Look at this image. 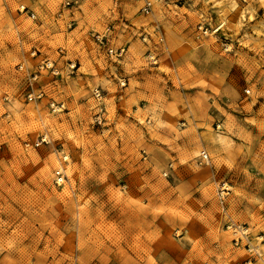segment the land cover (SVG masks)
I'll return each mask as SVG.
<instances>
[{"label":"rangeland","instance_id":"1","mask_svg":"<svg viewBox=\"0 0 264 264\" xmlns=\"http://www.w3.org/2000/svg\"><path fill=\"white\" fill-rule=\"evenodd\" d=\"M141 6L0 0V264H264V0H153L148 15ZM167 30L205 58L182 65L173 54L153 69ZM42 59L59 76L39 77L44 98L29 102ZM167 82L174 98L211 92L221 112L200 99L163 112Z\"/></svg>","mask_w":264,"mask_h":264},{"label":"crops","instance_id":"2","mask_svg":"<svg viewBox=\"0 0 264 264\" xmlns=\"http://www.w3.org/2000/svg\"><path fill=\"white\" fill-rule=\"evenodd\" d=\"M163 35L166 36L165 40L167 42L165 48L162 50V48L160 47L161 51L157 52L156 56H157V62H158V67H154L153 69H158L159 65L162 64L163 62L173 59V54H177V56H180L178 58L181 59V64L183 65L184 63H193L196 64L195 62V58H202V60L205 58V55L208 53L209 50H207L205 47L202 46H192V44L187 43V41H185V45L183 44L184 40L182 39H178L181 38L180 35H177L176 32L167 30L166 32H163ZM173 38H177V43L179 42V44L174 45L171 42L173 41ZM170 39L171 42H170ZM203 39V38H201ZM135 49H138L137 46H135ZM158 49V48H157ZM168 58V59H167ZM193 66V65H192ZM80 68L77 69V71ZM142 72L141 74H144L143 72L145 71L144 69H141ZM211 74L210 71L209 73L206 74L205 78H204V82L207 85H210L213 83L211 79ZM144 77L141 75V78ZM217 76H214L212 78H216ZM83 78V77H82ZM165 81H168L166 78H164ZM217 80H220V77L217 78ZM189 82H191L193 84V80H190ZM91 83L92 85L95 84L94 80L91 79ZM100 83L104 84V82ZM143 86H145L144 82H141V88H143ZM166 86L171 89L172 92H170V90H168V93L163 96V101H162V106H163V112H190L186 110V107H191V106H195V101H198L199 99L203 102V105L207 108V112H221V110L219 109H214L213 106H211V101L210 98L214 99L216 101L217 98H215V95H213L211 92H207L205 93V97H196L198 96L197 93L196 94H189V93H184L182 95V97L177 96L176 98L173 97L174 95V91L171 87V85L167 82ZM143 90H141V98L144 96L149 98V95H147L146 92H143ZM147 99V98H146ZM219 99V98H218ZM220 100V99H219ZM217 102V101H216ZM217 105L220 107V105L217 102ZM145 106V105H144ZM212 109V110H211ZM190 110V109H189ZM211 152L213 155L217 154L216 149H212L211 148Z\"/></svg>","mask_w":264,"mask_h":264},{"label":"built area","instance_id":"3","mask_svg":"<svg viewBox=\"0 0 264 264\" xmlns=\"http://www.w3.org/2000/svg\"><path fill=\"white\" fill-rule=\"evenodd\" d=\"M140 2L142 3V6L140 8V11L145 14L148 15L151 12L152 9V5H153V0H140ZM70 2L65 3V6H69ZM19 12H26V8H24L23 6L20 7ZM30 18L34 19L35 16L34 14H30ZM208 35V29L204 28L203 26H198L197 27V39H201L204 38L205 36ZM96 39L102 43L103 39H106L105 36L99 37L97 36ZM143 40L145 41V38H143ZM109 55L114 56L116 58H121L123 53H124V49H118V50H108ZM32 57L36 56V52H32L31 53ZM69 67L71 69H73L75 66L73 64L69 65ZM19 70L23 69V65H19L18 66ZM42 75L45 76H51V77H58L59 76V69L55 66L54 62L50 61L49 59H42L39 62H37V64L35 65V71L33 73L30 74V80H29V85H28V93H27V100L29 102L33 101V100H41L44 98V92H42L41 90H38L37 92H35L33 84L35 83V81L41 77ZM92 99L95 103V117H94V121L99 125L101 124V121L103 120L104 117V113H105V108H104V104H103V95L101 94V92L98 89L93 90L92 92ZM50 108L52 110V112H56V111H61L63 109V105H58L56 106V104L54 102L50 103ZM41 143H46L45 138H41L40 142H37L35 144V146H38ZM201 158L203 161H208V155L203 153L201 155ZM68 161V157L67 156H63L61 158V162L59 164V166L54 170V185L57 187H61L64 185V183L66 182V173H65V167L64 164H66ZM164 175H167L166 173ZM246 264H250V263H246Z\"/></svg>","mask_w":264,"mask_h":264}]
</instances>
